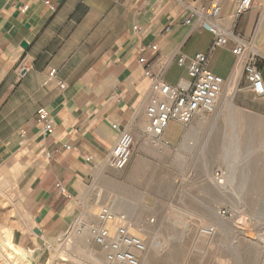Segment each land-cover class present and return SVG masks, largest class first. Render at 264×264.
Listing matches in <instances>:
<instances>
[{
	"label": "crops",
	"instance_id": "crops-1",
	"mask_svg": "<svg viewBox=\"0 0 264 264\" xmlns=\"http://www.w3.org/2000/svg\"><path fill=\"white\" fill-rule=\"evenodd\" d=\"M237 1L0 0V177L15 187L34 218V234L53 241L71 226L84 224L82 218H94L107 202L114 209L126 206L122 216L137 217L129 213L128 203L118 204L119 187L135 185L132 181L144 167L184 162L196 143L204 156L199 174L204 186L207 178L219 174L228 180L250 177L248 166L230 165L235 157L242 162L241 150L260 141L264 147V96L254 99L244 84L240 98L224 103L227 86L242 78V67L231 52L234 43L215 47L209 32L199 30L194 20L186 23L189 6L219 4L221 26L242 38L243 62L256 56L264 84V0H253L236 20ZM154 44L157 53L146 51L143 56L151 63H168V84L189 81L186 67L176 60L199 53L207 56L206 69L226 82L215 113L191 123L198 125L197 137L190 139L188 129L175 122L169 123L159 144L144 133L148 88L138 59L142 47ZM41 108L54 128L47 135L37 122ZM113 125L133 139L123 170L106 166L119 138ZM66 144L71 150L62 148ZM57 183L70 199L58 193Z\"/></svg>",
	"mask_w": 264,
	"mask_h": 264
},
{
	"label": "rangeland",
	"instance_id": "rangeland-1",
	"mask_svg": "<svg viewBox=\"0 0 264 264\" xmlns=\"http://www.w3.org/2000/svg\"><path fill=\"white\" fill-rule=\"evenodd\" d=\"M239 81L235 98L241 97L238 90L244 84L247 87L244 76ZM188 127H184L187 132ZM260 142L259 146L241 150L242 162L235 157L230 165L233 169L248 166L250 177L246 180H228L219 174L207 178L204 186L199 178L204 156L196 143L184 155V162L144 167L132 181L135 185L119 187L118 204L130 203L129 213L137 215L123 216L124 223L145 245V252L138 256L139 264H264V147ZM234 148L236 156L239 150ZM5 179L0 177L6 181L0 185V264H97L96 259H103L105 252L92 238L77 247L70 242L82 238L88 227L100 225L97 216L103 207L117 219L126 206L114 209L109 202L104 203L94 212V218H82L84 224L68 228L66 238L57 235L51 241L48 235L33 233L34 218L25 211L15 187ZM217 179L219 185L215 184ZM223 210L226 213L222 215ZM81 226L85 227L82 233H75V227ZM241 227L249 230L250 239L244 238ZM3 231L10 233V242L21 247L24 256L4 243Z\"/></svg>",
	"mask_w": 264,
	"mask_h": 264
},
{
	"label": "built area",
	"instance_id": "built-area-1",
	"mask_svg": "<svg viewBox=\"0 0 264 264\" xmlns=\"http://www.w3.org/2000/svg\"><path fill=\"white\" fill-rule=\"evenodd\" d=\"M253 0H238L234 6V19H239L251 7ZM45 4L51 11L55 8L48 1ZM190 17L187 24H194L201 31L209 32L213 37V46L226 47L230 42L234 43L232 54L236 57L237 64L242 67V76L245 77L249 92L256 98L264 96V84L260 70L257 67L256 56H250L243 62L245 44L240 36L232 31L225 30L221 24V6L211 3L205 9L188 7ZM135 33H139L138 26L133 27ZM149 51L154 55L157 46L150 45L142 47L138 63L143 66V77L147 81L148 97L145 105L147 124L144 133L152 138L154 143H159L161 136L170 122H175L183 127H188L195 119L213 115L222 97L226 82L218 76L213 75L206 69L207 56L195 54L186 58L180 55L176 63L185 66L189 81L180 80L176 85H170L164 80L167 62H149L143 54ZM188 60V61H186ZM54 72L50 75L52 76ZM37 122L41 125L43 134L47 135L53 131V125L47 111L43 108L37 112ZM113 129L119 131L118 126ZM133 139L131 135L123 130L119 131L117 143L106 158V166L114 170H123L130 159ZM64 150H71L69 145H63ZM47 156H50L47 154ZM58 193L66 199L70 195L66 188L57 183ZM222 215L226 212L221 211ZM100 225L88 227L91 230L94 243L106 252L107 260L111 264H139L136 253L145 252L144 242L130 233L125 225V218L120 216L113 219L107 207H103L98 215ZM116 221V229L113 234L105 228L106 223ZM85 227L76 228L80 234ZM207 233V232H206Z\"/></svg>",
	"mask_w": 264,
	"mask_h": 264
},
{
	"label": "bare ground",
	"instance_id": "bare-ground-1",
	"mask_svg": "<svg viewBox=\"0 0 264 264\" xmlns=\"http://www.w3.org/2000/svg\"><path fill=\"white\" fill-rule=\"evenodd\" d=\"M238 80H239V76H237L233 81H232V83L231 84H229L228 86H227V88H226V90L224 91V96H223V98H222V101L224 102V103H231L232 101H233V97H234V94H235V90H236V86H237V84H238ZM167 129V128H166ZM165 129V130H166ZM188 134H189V136L192 138V137H196L197 135H198V133H199V128H198V125H196V126H190L189 127V132H187ZM263 143H264V138H263ZM6 182V181H5ZM4 182V180L2 181V180H0V185L2 184V185H5L6 183ZM218 183H220L221 181H217ZM224 193V192H223ZM129 207H131L130 205H128L127 206V208H129ZM122 216V215H121ZM123 217V216H122ZM240 218V217H239ZM242 218V217H241ZM240 220V219H239ZM243 220V219H242ZM242 220H241V223H242ZM97 221H98V223H100V221H99V218H98V216H97ZM238 222V221H237ZM236 222V223H237ZM108 223V222H107ZM106 223V224H107ZM238 224V223H237ZM244 224V223H243ZM245 224H246V222H245ZM116 223L115 224H113V225H111L110 223H108V227H106L105 226V228L109 231V233L110 234H113L114 232H115V229H116ZM242 226V225H241ZM244 226H246V225H244ZM247 227V226H246ZM237 228V227H236ZM245 228V227H244ZM74 230H76V227H75V229ZM77 231V230H76ZM76 231H75V233H76ZM241 231H242V235L244 236V238H249L250 239V233L246 230V229H243L242 227H241ZM84 236L82 237V238H79V239H75L74 240V242L72 241V242H70V244L71 245H76L75 247H77V246H79L80 244H87L88 243V239L89 238H93L92 237V234H91V230L90 229H85L84 231ZM2 234H4V237H2V239H4V243L7 245V246H9L16 254H18V255H20V256H24V252H23V250L21 249V248H18V247H15L14 245H12V243L10 242V238H11V235H10V233L8 234V232H6V231H3V233ZM67 234H68V232L67 233H65V234H63V236L62 237H65L66 238V236H67ZM255 236V235H254ZM264 241V240H263ZM251 242V241H250ZM264 244V243H263ZM72 248H73V246H72ZM105 252V251H104ZM142 253H144V252H142ZM142 253H136V257H137V259H138V256H140ZM91 256V253L89 252V254H88V257H90ZM144 256V255H143ZM102 258V257H101ZM100 258V259H101ZM97 261H96V263L97 264H111L108 260H107V256H106V252H105V256H103V259H101V260H98V259H96ZM147 259H145L144 261H146ZM145 264H147V262H144Z\"/></svg>",
	"mask_w": 264,
	"mask_h": 264
},
{
	"label": "water",
	"instance_id": "water-1",
	"mask_svg": "<svg viewBox=\"0 0 264 264\" xmlns=\"http://www.w3.org/2000/svg\"><path fill=\"white\" fill-rule=\"evenodd\" d=\"M35 233H38V230H35Z\"/></svg>",
	"mask_w": 264,
	"mask_h": 264
}]
</instances>
